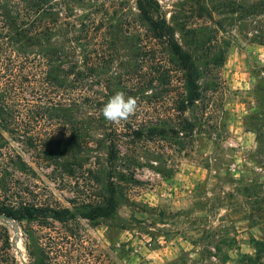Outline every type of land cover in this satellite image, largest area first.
<instances>
[{
	"label": "rangeland",
	"instance_id": "obj_1",
	"mask_svg": "<svg viewBox=\"0 0 264 264\" xmlns=\"http://www.w3.org/2000/svg\"><path fill=\"white\" fill-rule=\"evenodd\" d=\"M96 1L85 6L71 2L73 20L101 8L111 18L110 27L115 26L114 37L122 41L116 26L121 19L135 25L136 0ZM157 1L170 22L200 29V37L212 39L215 48L210 65L199 57L202 52L191 48L205 71L202 101L186 114L195 130L181 140L145 139L130 147L126 156L137 161L139 184H124L127 200L118 218L96 227L83 221L77 229L103 264H264V0ZM60 9L65 10L63 3ZM177 38L183 43L179 31ZM125 46L118 41V54L107 69L111 76L136 68ZM221 50L223 63L215 64ZM148 79L145 72L138 73L119 90L138 101L128 121L169 117L178 122L182 74L173 75L172 92L164 97L157 82L148 87ZM3 134L33 169L13 170L17 189L29 186L40 198L65 206L69 199L96 194L91 173L53 180L55 162L44 161L35 149ZM90 147L93 152H66L61 161L89 159L84 169H90V161L103 157L94 143ZM0 225L8 229L17 262L28 264L21 224L10 219Z\"/></svg>",
	"mask_w": 264,
	"mask_h": 264
},
{
	"label": "trees",
	"instance_id": "obj_2",
	"mask_svg": "<svg viewBox=\"0 0 264 264\" xmlns=\"http://www.w3.org/2000/svg\"><path fill=\"white\" fill-rule=\"evenodd\" d=\"M71 2L97 4L0 0V213L21 224L28 264H103L77 228L83 221L96 227L118 218L127 200L124 184H139L137 161L126 156L130 147L145 139L177 141L193 134L195 124L186 114L203 98L205 71L198 60L210 65L215 49L212 39L200 37V29L170 22L157 0H136L135 25L121 19L116 26L122 41L114 37L115 26L110 27L111 18L101 8L73 20ZM118 41L132 51L137 64L125 75L111 76L107 69L118 54ZM192 46L205 57L192 53ZM224 57L221 50L213 61L223 63ZM143 72L148 87L157 82L163 88V97L172 92L173 75L182 74L178 122L169 117L160 122L106 121L102 109L110 97ZM3 132L41 153L44 161L55 162L53 180L91 173L96 194L69 199L65 206L54 198H40L29 186L17 189L13 170L33 169ZM93 143L103 157L90 161V169H84L89 159L61 161L66 152H93ZM165 172L170 176L171 170ZM30 194L33 199L27 200ZM11 250L8 229L0 225V264H19Z\"/></svg>",
	"mask_w": 264,
	"mask_h": 264
},
{
	"label": "clouds",
	"instance_id": "obj_3",
	"mask_svg": "<svg viewBox=\"0 0 264 264\" xmlns=\"http://www.w3.org/2000/svg\"><path fill=\"white\" fill-rule=\"evenodd\" d=\"M138 108V101L132 96H126L123 91L116 92L102 109L103 117L106 121L119 124L134 115Z\"/></svg>",
	"mask_w": 264,
	"mask_h": 264
},
{
	"label": "water",
	"instance_id": "obj_4",
	"mask_svg": "<svg viewBox=\"0 0 264 264\" xmlns=\"http://www.w3.org/2000/svg\"><path fill=\"white\" fill-rule=\"evenodd\" d=\"M0 220H10V218L0 213ZM13 220V219H12Z\"/></svg>",
	"mask_w": 264,
	"mask_h": 264
}]
</instances>
